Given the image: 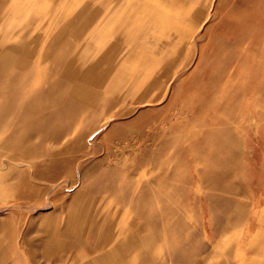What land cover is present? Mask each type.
Wrapping results in <instances>:
<instances>
[{"label": "rangeland", "instance_id": "obj_1", "mask_svg": "<svg viewBox=\"0 0 264 264\" xmlns=\"http://www.w3.org/2000/svg\"><path fill=\"white\" fill-rule=\"evenodd\" d=\"M203 14L179 31L190 38H178L177 62L162 81V61L144 65L137 54L120 71L96 64L92 73L106 78L79 80L76 93L24 77V63L0 65V222L29 215L40 264H84L74 258L83 225L69 209L96 197V206L107 204L110 180L178 194L179 232L231 216L225 230L202 236L228 243L241 226L258 247L239 256L264 260V0H209ZM174 34L171 27L162 40ZM159 48L166 58L174 52Z\"/></svg>", "mask_w": 264, "mask_h": 264}, {"label": "crops", "instance_id": "obj_2", "mask_svg": "<svg viewBox=\"0 0 264 264\" xmlns=\"http://www.w3.org/2000/svg\"><path fill=\"white\" fill-rule=\"evenodd\" d=\"M208 1L0 0V65L14 69L12 65L24 63V77L35 81L47 80L45 86L49 81V88H52L51 81L57 80L60 89L62 84L64 89L76 93L82 88L79 80L106 78L98 71L92 73L96 64H102L99 70H105V67L107 70L110 65L108 70H111L118 65L116 69L120 71L119 64L134 62L137 54L143 57L141 62L144 65L162 61L163 70L157 77L162 81L166 70H172V63L177 62L175 49L179 44L178 38L188 37L186 41L190 38L187 34L178 36L180 30L175 26L178 16L188 23L190 15L204 12ZM147 9L155 14L152 21L149 19L153 24L148 23V28L145 19ZM166 21H171L170 25L165 24ZM149 27H152L157 40L151 37ZM171 27L177 36L163 48L171 45L174 52L166 58V53L155 50L159 57L153 59L147 50L148 45L158 47L163 43L161 29ZM115 60L119 63L114 66ZM68 169L71 171L72 168ZM111 182L108 185H112L115 195L107 198V204L96 206V197L69 209H74L76 221L83 225L76 229L80 242H74V245L80 246V250L74 258H81L84 264H162L164 260V264L168 261L169 264H245L239 255L258 245L250 242L252 234L244 232L241 226H237V232L228 243L210 242L202 236H213L225 230L231 216L179 232L182 224L177 222L176 205L171 203L178 194L163 189L161 183H154V187L148 189L144 180L129 188L126 185L115 188L119 184ZM191 195L185 194L189 204L192 203ZM196 203L201 204L200 198ZM32 226L29 215L20 212L9 214L0 222V256L4 255L0 264H40L33 255ZM160 245L166 246L167 256L158 251ZM207 245V254L192 252L191 255H183L184 250ZM57 248L61 258L62 246ZM49 252L55 251L51 248ZM258 264H264V260Z\"/></svg>", "mask_w": 264, "mask_h": 264}, {"label": "bare ground", "instance_id": "obj_3", "mask_svg": "<svg viewBox=\"0 0 264 264\" xmlns=\"http://www.w3.org/2000/svg\"><path fill=\"white\" fill-rule=\"evenodd\" d=\"M127 1V0H126ZM198 1V0H197ZM207 2V1H206ZM237 3V2H236ZM222 4V3H221ZM220 4V5H221ZM124 5H125V3H124ZM215 5V4H214ZM137 6V5H136ZM211 8V7H210ZM216 8V7H215ZM129 9H131V8H129ZM204 9V8H203ZM125 10V9H124ZM205 10V9H204ZM210 10V9H209ZM131 11V10H130ZM134 12V11H133ZM146 16H145V19H146V25L148 24V23H151V24H153V22H151L154 18H155V14L154 13H150L149 12V9H147L146 10ZM204 12H202L201 14H203ZM229 15V14H228ZM127 16H128V14H127ZM203 16H204V14H203ZM130 17H131V14H130ZM182 16H178V18H181ZM227 17V16H226ZM137 18V17H136ZM191 18H192V15H190V17H189V20H190V22H191ZM149 19L151 20V21H149ZM176 19V18H175ZM182 21V23H183V20H181ZM185 22V21H184ZM190 22H188V23H190ZM221 22H223V20L221 21ZM116 23V22H115ZM162 23H164V22H162ZM170 23H171V21H166L165 22V24H167V25H170ZM181 22H179L178 21V23H177V25H175L180 31H182V30H185V31H187V27H186V25H187V23L186 24H182ZM224 23H226V22H224ZM179 24H182V25H184V26H179ZM219 24V23H218ZM217 24V25H218ZM133 25V24H132ZM223 26V25H222ZM147 28H148V25H147ZM151 29V31H150V35H151V37L153 36L154 37V31L152 30V27H149V30ZM195 29V28H194ZM166 30H168V29H166V28H164L163 30L161 29V31H160V33L162 34V32H165ZM200 31V30H199ZM186 34V33H185ZM175 36H177V34H176V32H175V34H174V37ZM178 36H179V34H178ZM190 36V35H189ZM194 37V36H193ZM148 39V38H147ZM152 39V38H151ZM155 40H157V39H155V37H154V41ZM161 40H162V38H161ZM172 40V39H171ZM170 40V37H166V39H163L162 41H163V43H161V44H159V46H162V48H163V46H164V44H166L167 42H170L171 41ZM186 40V39H185ZM115 42H116V40H115ZM147 43H148V41H147ZM159 46L158 47H155L156 49H154V46H152L151 44L150 45H148V47H147V50L148 51H150L153 55H154V57H159V55H155V50H157V51H159L161 48H159ZM116 49V48H115ZM154 49V51L152 52V50ZM152 55V56H153ZM7 63V62H6ZM114 63V66H115V63H119V61H114L113 62ZM149 63V62H148ZM147 63V64H148ZM5 66H6V64H4ZM152 70H155L154 68H152ZM156 79H159V78H156ZM100 80V79H99ZM101 81V80H100ZM99 83V82H98ZM159 85H161V83L159 84ZM168 88H169V86H168ZM146 104H147V102H146ZM79 144V143H78ZM12 214V213H11ZM14 215V214H13ZM29 223V222H28ZM6 224H7V222H6ZM27 224V223H26ZM28 225V224H27ZM26 225V226H27ZM26 226H25V228H26ZM26 241V240H25ZM20 245V244H19Z\"/></svg>", "mask_w": 264, "mask_h": 264}]
</instances>
